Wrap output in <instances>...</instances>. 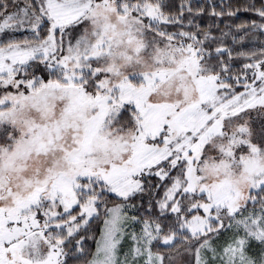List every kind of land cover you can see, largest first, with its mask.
<instances>
[{"label": "snow or ice", "instance_id": "1", "mask_svg": "<svg viewBox=\"0 0 264 264\" xmlns=\"http://www.w3.org/2000/svg\"><path fill=\"white\" fill-rule=\"evenodd\" d=\"M0 264H264V0H0Z\"/></svg>", "mask_w": 264, "mask_h": 264}, {"label": "trees", "instance_id": "2", "mask_svg": "<svg viewBox=\"0 0 264 264\" xmlns=\"http://www.w3.org/2000/svg\"><path fill=\"white\" fill-rule=\"evenodd\" d=\"M224 2H227V0H224ZM242 2H243V0H241V3H242ZM215 3H216V4H220V3H221V0H215ZM245 15H246V14H242V15H241V19H244V18H245ZM222 26H223V25H222Z\"/></svg>", "mask_w": 264, "mask_h": 264}]
</instances>
